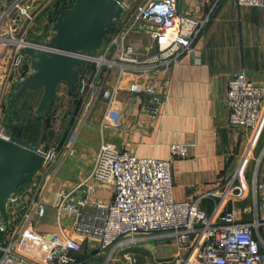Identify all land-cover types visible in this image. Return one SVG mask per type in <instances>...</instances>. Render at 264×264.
Segmentation results:
<instances>
[{
  "label": "crops",
  "instance_id": "1",
  "mask_svg": "<svg viewBox=\"0 0 264 264\" xmlns=\"http://www.w3.org/2000/svg\"><path fill=\"white\" fill-rule=\"evenodd\" d=\"M29 1L35 24L31 27L29 20L21 19L16 34L29 28L30 37L44 41L55 32L49 18L55 0ZM143 1H133L131 8L116 20L114 30L106 36L97 54L108 47L115 49L116 44L112 41L117 38L119 44L134 43L141 57L147 55L146 46L152 43L148 29L135 24L123 39L135 18L131 12ZM10 4L11 0H0V34H15L11 18L17 13L7 16ZM178 7L187 15L207 20L195 38L196 50L184 53L170 71L146 65L122 70L117 65L107 73L104 72L106 66L99 70L97 63L90 61L81 86L95 81L102 87L89 91L86 96L81 91L74 96L66 84L61 85L47 120L48 128L52 129V137L46 144L48 148L37 144L42 150L55 151L58 155L52 169L42 168L35 177L41 180L39 199L46 205V211L40 216L35 208L27 228L47 238L58 232L59 217L53 203L62 188L77 198L106 201L114 198V187L110 182L90 177L104 143L138 156L164 159L170 156L172 143H186L188 156L173 163V194L178 201L193 199L230 178L252 137V130L232 124L229 119V81L236 71L243 70L249 79L264 84V7L241 5L237 0H178ZM13 53L10 44L0 45V76L9 69ZM10 79L0 100V124L7 125L13 133V122L8 123L10 117L13 118L10 107L14 98L10 88L15 91V84L21 79L15 76ZM148 86H153L165 97L159 119L151 118L143 110L144 103L150 98L145 92ZM104 89L119 90L113 99H108L103 97ZM77 99L80 106L73 116ZM109 120L119 124L108 126ZM263 147L264 132L256 152ZM253 177L254 162L245 172L250 196L240 203L241 207L254 201ZM201 206L210 213L215 201L204 198ZM250 217L245 215L244 218ZM73 219L65 214L61 220L71 222ZM139 241L141 244L134 251L139 264H169L179 253L176 239L162 233L152 232ZM157 246L162 251L159 252ZM112 251L113 247H109L107 257L98 263L94 259L103 258L105 252L99 250L95 241H87L71 253L79 259L74 264H103Z\"/></svg>",
  "mask_w": 264,
  "mask_h": 264
},
{
  "label": "built area",
  "instance_id": "2",
  "mask_svg": "<svg viewBox=\"0 0 264 264\" xmlns=\"http://www.w3.org/2000/svg\"><path fill=\"white\" fill-rule=\"evenodd\" d=\"M237 2L264 7V0ZM127 8L131 6L126 2ZM131 14L135 18L123 39L133 25L139 23L145 27L152 38V43L146 46L147 55L141 57L134 43L119 44L115 38L112 41L115 49L108 47L103 53L90 57L99 70L106 66L104 72L109 73L117 65L122 70L146 65L170 71L184 53L196 50L195 38L207 20L181 12L178 0H145L138 3ZM7 16L12 17L15 34H0V45L10 44L14 53L9 69L0 76V100L10 78L22 79L33 71L30 56L24 50L30 43V29L16 34L21 19L29 20L31 27L35 24L32 3L11 0ZM99 87L102 86L89 81L80 91L86 96ZM118 90L104 89L103 97L113 99ZM145 92L150 98L143 110L151 118L159 119L165 97L153 86L146 87ZM227 103L231 123L252 130V137L227 181L206 189L193 199L178 201L173 194V163L188 156L186 143H172L166 159L138 156L104 143L90 177L110 182L114 198L111 201L77 198L71 191L60 189L53 203L58 212L59 230L47 238L27 228L35 208L40 216L46 211V205L39 199L41 180L34 178L27 189L12 194L9 199L8 220H3L7 230L0 245V264H74L79 259L71 251L80 249L87 241L97 242L102 253L113 247L103 264H139L136 252L121 253L120 249L129 242L145 239L152 232L176 239L179 253L170 264H264V147L256 152L264 132V84L249 79L243 70L236 71L229 81ZM106 124L119 123L109 120ZM11 135L7 125L1 123L0 137ZM43 152L46 156L43 168L50 170L58 155L51 150ZM252 162L254 201L241 207L240 203L250 196L244 176ZM207 197L215 201L210 213L201 206ZM65 214L73 216V221L63 222ZM245 215L251 217L245 219ZM139 233L142 235H136Z\"/></svg>",
  "mask_w": 264,
  "mask_h": 264
},
{
  "label": "water",
  "instance_id": "3",
  "mask_svg": "<svg viewBox=\"0 0 264 264\" xmlns=\"http://www.w3.org/2000/svg\"><path fill=\"white\" fill-rule=\"evenodd\" d=\"M125 0H55L49 18L54 34L48 41L30 38L25 52L33 71L15 84L16 97L42 89L33 116L22 125L14 107L13 133L0 137V245L6 235L9 199L27 189L45 163V153L23 135V128L33 120H45L51 112L61 85L77 96L90 57L102 46L115 28L116 20L125 12ZM79 102V99H77Z\"/></svg>",
  "mask_w": 264,
  "mask_h": 264
},
{
  "label": "rangeland",
  "instance_id": "4",
  "mask_svg": "<svg viewBox=\"0 0 264 264\" xmlns=\"http://www.w3.org/2000/svg\"><path fill=\"white\" fill-rule=\"evenodd\" d=\"M133 1L135 2L136 0H125V2L130 4V6H132ZM11 86H13V85H11ZM10 91H11L10 94L12 93V96H15L13 94L14 88L11 87ZM41 96H42V89L38 90L35 93V95L33 96V98L30 100V105H31L32 108L30 109L28 115H30V116L35 115L37 106H38L39 101L41 99ZM31 127L33 129H36L37 131H39V134H40L39 135V144H41L43 147H47L48 148V145H46V144L48 143L49 138L52 137V129L48 128L49 125H48L47 119H45V120H33V122L31 123ZM51 142H52V140H51ZM47 168L45 167L44 170L47 169ZM136 235H142V234L139 233V234H136ZM140 244H141L140 241L129 242V244L127 246H124L123 248L120 249L121 250L120 252L123 253L125 251H135V248L137 246H139ZM156 248L159 250V252L162 251V249H160V246H157ZM107 255H108V249L105 251V254L102 256L103 258H97V259H94V260L96 261V263L102 262V260H104V257L105 256L107 257ZM171 257H174V255L172 254V256H170V258ZM164 259H166V258H164Z\"/></svg>",
  "mask_w": 264,
  "mask_h": 264
},
{
  "label": "trees",
  "instance_id": "5",
  "mask_svg": "<svg viewBox=\"0 0 264 264\" xmlns=\"http://www.w3.org/2000/svg\"><path fill=\"white\" fill-rule=\"evenodd\" d=\"M35 93H36V91L33 92L31 95H29V93L26 92L25 97L13 96V98H14L13 104L10 107V114L13 115V118L10 117V119L8 120V123L11 124V122H13V119H14V107L16 105H17V116L19 117L22 125L25 123L27 118L30 117V115H28L30 109L32 108L31 105H30V100L33 98ZM75 104H76V106H75V111L73 112V116H75L77 114L78 108L80 106L78 101H76ZM49 118L50 117H48L47 120ZM32 122H33V119H31L29 121V123L23 128V135L29 141H31V142H33L34 144L37 145V144H39V135L40 134H39V131H37L36 129H33L31 127V123Z\"/></svg>",
  "mask_w": 264,
  "mask_h": 264
},
{
  "label": "flooded vegetation",
  "instance_id": "6",
  "mask_svg": "<svg viewBox=\"0 0 264 264\" xmlns=\"http://www.w3.org/2000/svg\"><path fill=\"white\" fill-rule=\"evenodd\" d=\"M28 92V91H27ZM29 93V92H28ZM32 93H29V95H31Z\"/></svg>",
  "mask_w": 264,
  "mask_h": 264
}]
</instances>
